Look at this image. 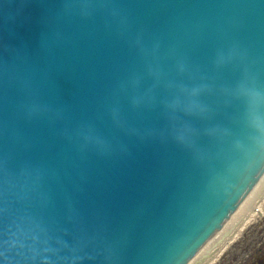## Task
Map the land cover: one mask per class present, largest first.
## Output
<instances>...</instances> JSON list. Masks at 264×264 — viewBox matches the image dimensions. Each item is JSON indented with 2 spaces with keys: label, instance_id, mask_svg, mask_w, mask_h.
Here are the masks:
<instances>
[{
  "label": "water",
  "instance_id": "95a60500",
  "mask_svg": "<svg viewBox=\"0 0 264 264\" xmlns=\"http://www.w3.org/2000/svg\"><path fill=\"white\" fill-rule=\"evenodd\" d=\"M264 175V0H0V264H187Z\"/></svg>",
  "mask_w": 264,
  "mask_h": 264
},
{
  "label": "bare ground",
  "instance_id": "6f19581e",
  "mask_svg": "<svg viewBox=\"0 0 264 264\" xmlns=\"http://www.w3.org/2000/svg\"><path fill=\"white\" fill-rule=\"evenodd\" d=\"M258 204V205H257ZM264 207V175L234 215L187 264H214ZM239 238V237H238Z\"/></svg>",
  "mask_w": 264,
  "mask_h": 264
},
{
  "label": "rangeland",
  "instance_id": "374dc122",
  "mask_svg": "<svg viewBox=\"0 0 264 264\" xmlns=\"http://www.w3.org/2000/svg\"><path fill=\"white\" fill-rule=\"evenodd\" d=\"M238 237L214 264H264V207Z\"/></svg>",
  "mask_w": 264,
  "mask_h": 264
}]
</instances>
